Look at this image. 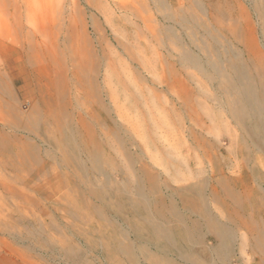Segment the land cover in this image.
<instances>
[{
	"label": "rangeland",
	"instance_id": "1",
	"mask_svg": "<svg viewBox=\"0 0 264 264\" xmlns=\"http://www.w3.org/2000/svg\"><path fill=\"white\" fill-rule=\"evenodd\" d=\"M0 264H264V0H0Z\"/></svg>",
	"mask_w": 264,
	"mask_h": 264
},
{
	"label": "bare ground",
	"instance_id": "2",
	"mask_svg": "<svg viewBox=\"0 0 264 264\" xmlns=\"http://www.w3.org/2000/svg\"><path fill=\"white\" fill-rule=\"evenodd\" d=\"M222 233V232H221ZM223 237H222V242H220L221 243V245H223L224 246V242L227 240V239H229L230 238V233H228V231H226V230H224L223 231Z\"/></svg>",
	"mask_w": 264,
	"mask_h": 264
}]
</instances>
